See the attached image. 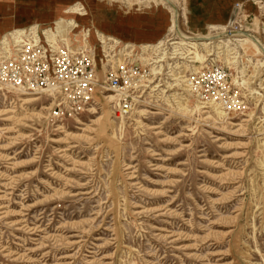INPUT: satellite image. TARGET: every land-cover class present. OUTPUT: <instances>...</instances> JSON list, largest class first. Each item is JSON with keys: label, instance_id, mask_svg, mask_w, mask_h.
Here are the masks:
<instances>
[{"label": "rangeland", "instance_id": "1", "mask_svg": "<svg viewBox=\"0 0 264 264\" xmlns=\"http://www.w3.org/2000/svg\"><path fill=\"white\" fill-rule=\"evenodd\" d=\"M147 1L0 0L85 27L99 84L132 71L60 115L0 84V264H264V0Z\"/></svg>", "mask_w": 264, "mask_h": 264}, {"label": "built area", "instance_id": "2", "mask_svg": "<svg viewBox=\"0 0 264 264\" xmlns=\"http://www.w3.org/2000/svg\"><path fill=\"white\" fill-rule=\"evenodd\" d=\"M45 32L31 26L8 32L0 40V84L21 95L47 92L59 104L55 107L57 115L64 113L63 103L80 104L78 108H82L94 100L95 90L108 87L97 81L89 54L53 44ZM120 72L107 77L105 83L110 88L121 87L123 78H129L132 71L122 68Z\"/></svg>", "mask_w": 264, "mask_h": 264}, {"label": "bare ground", "instance_id": "3", "mask_svg": "<svg viewBox=\"0 0 264 264\" xmlns=\"http://www.w3.org/2000/svg\"><path fill=\"white\" fill-rule=\"evenodd\" d=\"M167 1L169 3H171V0H167ZM34 26H37L40 29H44L46 31L45 32L46 37L49 38L53 44H56V45L65 44L66 46H69V48L72 50H81L83 47H90L86 43V35L89 36L88 31H87V34L85 35L86 28L85 27L80 28V26L74 21V19L73 20H67L66 18H60L53 24V26H49V27H45V28H42V26H40L38 24H36ZM65 26H68L69 30L71 28L72 32L71 33L69 32V34H68L67 29L64 32ZM24 28H26V27H24ZM24 28L16 29V30L22 31ZM29 28L30 27H27V30ZM72 28H73V30H72ZM78 28H79V31L76 32V29H78ZM176 31L179 32V35L182 36V39L185 41L184 43L188 44V46L193 50L195 57H197V58H201V56L199 55V52H198V49L200 47H206L208 45H212L215 42V41H212L213 36H211V35L186 36V35L182 34L179 30H176ZM238 40L241 42V46L243 47V49L246 53L259 52L258 45L256 44V42L254 40H252V38H243V39H238ZM108 41L114 42V40H112V37L111 38L109 36L105 37L104 35L102 38L100 37V42L105 44V46H107V44H109ZM219 43H223V42L219 41ZM185 47H187V46H185ZM108 90L117 91L119 89L109 87V88H106V91H108ZM26 96H30V97L23 98L22 100H24L25 102L34 101V100L39 99V97L37 95H26ZM105 98L106 99H108V98L113 99L112 96L110 97V95L105 96ZM109 101H110V99H109ZM54 103L52 105H54ZM47 108L49 109V107H47Z\"/></svg>", "mask_w": 264, "mask_h": 264}, {"label": "crops", "instance_id": "4", "mask_svg": "<svg viewBox=\"0 0 264 264\" xmlns=\"http://www.w3.org/2000/svg\"><path fill=\"white\" fill-rule=\"evenodd\" d=\"M136 0H134V2H135ZM148 2V4H151V3H154V4H161V5H164V6H167L168 4L172 7V6H174V3H173V1L171 0V3H169L167 0H149V1H147ZM168 7V6H167ZM18 12L20 13V15L21 14H25V15H27V20H25V21H22V22H19V20H16L15 22H13V20H11L10 18H5V19H0V37L2 36V34H3V31L6 29V28H8V27H16L15 29H17V28H24V25H26V24H28V22L29 21H32V22H34V21H48V20H50V19H52L55 15H56V10H54V9H48V10H42V11H40V10H32V9H28V8H20V9H18ZM64 14L65 13H69V14H81L80 13V11H79V9H78V7H76V6H73L72 8H70L69 10H65L64 12H63ZM60 18H66L67 20H73L72 18H69V17H59V18H57V19H55V20H53L51 23H50V26L51 25H53V23H55L58 19H60ZM154 19V18H153ZM158 19H161V17H158ZM143 20H145L146 22H148V20L149 19H147V18H145V17H141V21H143ZM21 21V20H20ZM75 21V20H74ZM140 21V23H142ZM145 22V23H146ZM78 24H79V26H80V28L82 27L81 26V24L79 23V22H77ZM138 23V22H137ZM140 23H138L137 25H140ZM144 23V24H145ZM36 24H39V23H36ZM36 24H34V25H36ZM14 25V26H13ZM149 24H145V26L147 27ZM47 27H49V26H47ZM116 27L119 29V30H122L123 32H125V34H121L122 36H119L118 34H117V36L118 37H121V38H123V39H125V40H132V39H136V38H140V35H144V36H147L148 37V39H153V35H154V31L155 30H157V28H152V29H148L147 30V28L145 29V30H140V31H145V33L144 34H142V32H136L135 33V31H134V28H130V27H128L127 26V28L126 27H124V26H121L120 24L119 25H116ZM130 30H132V32L130 31ZM78 31H79V28H78ZM128 31H130V33H129V35H127L128 34ZM149 32V33H148ZM115 35V34H114ZM113 38H116V37H114V36H112ZM118 40V39H117ZM121 40V39H120ZM119 40V41H120ZM137 40V39H136ZM160 43V42H159ZM148 44V43H147ZM145 45V44H144Z\"/></svg>", "mask_w": 264, "mask_h": 264}]
</instances>
